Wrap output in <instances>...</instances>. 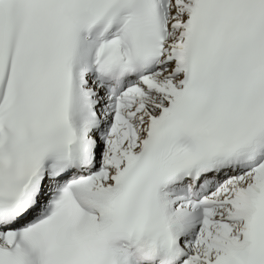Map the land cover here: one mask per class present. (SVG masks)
Instances as JSON below:
<instances>
[{
    "label": "snow or ice",
    "instance_id": "snow-or-ice-1",
    "mask_svg": "<svg viewBox=\"0 0 264 264\" xmlns=\"http://www.w3.org/2000/svg\"><path fill=\"white\" fill-rule=\"evenodd\" d=\"M0 264H264V0H0Z\"/></svg>",
    "mask_w": 264,
    "mask_h": 264
}]
</instances>
